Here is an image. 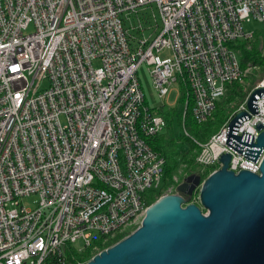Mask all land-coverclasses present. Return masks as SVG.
<instances>
[{
    "label": "built area",
    "instance_id": "obj_1",
    "mask_svg": "<svg viewBox=\"0 0 264 264\" xmlns=\"http://www.w3.org/2000/svg\"><path fill=\"white\" fill-rule=\"evenodd\" d=\"M150 5L158 21L133 50L121 16ZM252 20L264 23V0H0V264H56L67 244L80 240L74 249L81 253L138 227L164 165L148 139L166 127L160 110L145 103L138 67L147 66L165 98L161 108L174 107L166 100L179 79L182 118L188 112L201 124L225 86L254 68L241 67L234 48L239 41L249 48L254 32L244 24ZM256 38L264 56V33ZM258 88L264 76L250 93ZM248 96L206 142L192 139L194 166L211 174L229 154L228 170L259 172L264 148L253 160L229 137L239 113L247 115L231 133L242 141H255L264 125V95H255L254 113ZM186 167L154 200L179 194L185 178L198 175ZM29 196L37 197L32 208L21 203ZM183 198L198 204L197 189Z\"/></svg>",
    "mask_w": 264,
    "mask_h": 264
},
{
    "label": "water",
    "instance_id": "obj_2",
    "mask_svg": "<svg viewBox=\"0 0 264 264\" xmlns=\"http://www.w3.org/2000/svg\"><path fill=\"white\" fill-rule=\"evenodd\" d=\"M253 90L246 101L254 113ZM237 114L229 123V137L250 149L256 160L264 148V125L255 141H242L231 132ZM229 154L221 166L204 179L187 176L177 187L179 194L164 195L146 209L140 224L113 245L100 250L84 264H264V154L259 172L228 170ZM197 189L198 204H186Z\"/></svg>",
    "mask_w": 264,
    "mask_h": 264
},
{
    "label": "trees",
    "instance_id": "obj_3",
    "mask_svg": "<svg viewBox=\"0 0 264 264\" xmlns=\"http://www.w3.org/2000/svg\"><path fill=\"white\" fill-rule=\"evenodd\" d=\"M257 41V38H255V40L249 42L248 49L245 48V41L234 46V48L239 49L238 60L241 67L249 65L254 67V72L251 70L245 76L242 83L231 82L225 86V94L222 98L220 97V100H217L215 109L210 118L205 122L198 124L194 122L190 113L186 112L184 118H182L181 112L176 125L181 128L182 132L183 129H185L190 137L184 136V132L183 134L181 132L179 136H174L167 140L168 137L166 135V130L169 129L170 126L166 122V127L161 133L148 139L152 150L155 151L164 161L161 184L156 190L148 195V203L154 201L155 197L163 192L164 188L170 182H168V178L170 177L171 180V175L176 172V169H178L181 164H186V171L194 173L192 169L194 166V158L198 153V147L192 139H195L197 142H204L208 137L215 134L235 108L248 96L258 81L264 76V56H261L258 51ZM170 110H173V107L171 109L163 107L160 109L161 114L167 119V121L168 117L171 116ZM177 141H182L180 146L185 147L186 149L183 150L177 144ZM211 170L212 168H208L204 171V175H198L201 179H204ZM133 230L134 228H127L123 231L115 232L112 237L105 236L98 238V243L95 241L93 242V245H97V249H93L91 246L84 249L81 253H78L72 245L67 244L63 249V253H61L62 262L56 264H77V262L84 264L98 250L113 245Z\"/></svg>",
    "mask_w": 264,
    "mask_h": 264
},
{
    "label": "rangeland",
    "instance_id": "obj_4",
    "mask_svg": "<svg viewBox=\"0 0 264 264\" xmlns=\"http://www.w3.org/2000/svg\"><path fill=\"white\" fill-rule=\"evenodd\" d=\"M121 17H122L123 28L128 32V37H127L128 43L133 50H136V48L138 46V39L143 38V37H147L149 35L148 28H153V25H154L153 19H156V21H158V11L156 10V8L153 5H150L146 9L140 10L138 16H136L135 14H131L129 17V20L126 19L125 16H121ZM138 19H139V22H138ZM138 23H140L142 25L143 30H137V29L132 30L131 24L137 25ZM244 28L247 29L248 31L254 32L253 37L250 39L251 42L253 40H255V38L259 34L264 33V23L256 22L253 20L244 24ZM29 30H31L30 27H29L28 31ZM131 36H132V38H131ZM133 37H135V38H133ZM240 42H242V41H239L238 43H240ZM161 54H162V56H166V55H168V51L164 50L161 52ZM236 55L239 58V51H237ZM94 65H96V62H94ZM252 71L254 72V68H252ZM137 77H138V80H139V83H140V86H141V89H142V92L144 95V100H145L146 105L149 106L150 108H155V109L160 110L161 106H163L165 104V98H159L158 95L156 94V91L154 90L152 83H151V78H150L149 73H148V68L145 64H141L138 67ZM46 84H47L46 80L43 81L42 85L46 86ZM170 91H171V94L167 98L166 104L167 105H173L174 107H173V110H170L171 116L168 117V121L165 118L167 124H169V126H170L169 129L166 130V135L168 137L167 140L171 139L174 136L175 137L179 136L182 132L181 128L176 125L178 123L177 120L180 117V114L183 110V107L181 106V103L179 102L182 99L180 98L178 101H176L175 96H176V93L179 92V94L180 93L182 94L185 90H184L183 85L179 83V79H178V81L176 83H173L171 85ZM221 98H219L218 100H220ZM60 119L62 122H65V119L62 116L60 117ZM182 134H183V132H182ZM208 138H207V140H208ZM206 141L204 140V142H206ZM181 142L182 141H177V144L180 146ZM201 143H202V141H201ZM181 148L183 150L186 149L185 147H181ZM206 169L207 168L202 169L198 166H193L192 171L197 173V174H200V175L203 174L204 175V171H206ZM171 177H172V175H171ZM169 181H171L170 177L168 178V182ZM36 201H37L36 196H29V197H23L21 200V203L24 207L32 208L35 206ZM72 247H74V248L82 247L81 241L78 240L75 244H72Z\"/></svg>",
    "mask_w": 264,
    "mask_h": 264
}]
</instances>
